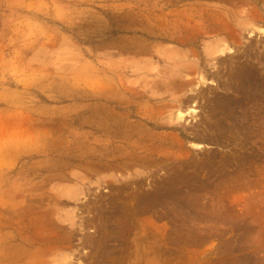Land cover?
Listing matches in <instances>:
<instances>
[{
    "label": "rangeland",
    "instance_id": "obj_1",
    "mask_svg": "<svg viewBox=\"0 0 264 264\" xmlns=\"http://www.w3.org/2000/svg\"><path fill=\"white\" fill-rule=\"evenodd\" d=\"M0 264H264V0H0Z\"/></svg>",
    "mask_w": 264,
    "mask_h": 264
},
{
    "label": "bare ground",
    "instance_id": "obj_2",
    "mask_svg": "<svg viewBox=\"0 0 264 264\" xmlns=\"http://www.w3.org/2000/svg\"><path fill=\"white\" fill-rule=\"evenodd\" d=\"M230 50V49H229Z\"/></svg>",
    "mask_w": 264,
    "mask_h": 264
}]
</instances>
